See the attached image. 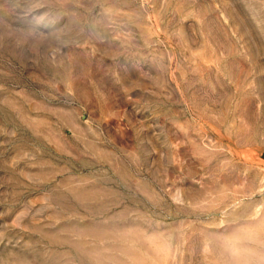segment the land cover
<instances>
[{"label":"rangeland","instance_id":"obj_1","mask_svg":"<svg viewBox=\"0 0 264 264\" xmlns=\"http://www.w3.org/2000/svg\"><path fill=\"white\" fill-rule=\"evenodd\" d=\"M0 264H264V0H0Z\"/></svg>","mask_w":264,"mask_h":264}]
</instances>
